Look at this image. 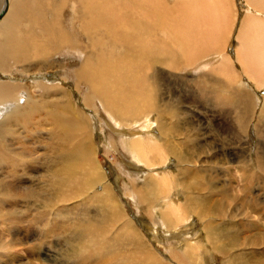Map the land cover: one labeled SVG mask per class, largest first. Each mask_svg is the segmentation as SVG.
<instances>
[{"label":"bare ground","instance_id":"bare-ground-1","mask_svg":"<svg viewBox=\"0 0 264 264\" xmlns=\"http://www.w3.org/2000/svg\"><path fill=\"white\" fill-rule=\"evenodd\" d=\"M187 1L72 0L68 8L67 0H0V74L15 76L16 73L30 78L48 71L64 70L66 67L64 64L54 62L60 51L64 49L66 53L62 52L63 56L76 54L78 62L71 66L70 73L67 70H62L64 72L63 80L66 81L67 79L65 73L73 79L76 91L81 94L83 107L89 109L95 105L94 112L88 116L84 110L79 108L78 103L76 106L70 101L72 98L67 89L63 88L59 82L38 81L29 85L28 83L26 85L21 84L20 87L18 83L0 80V139L5 140L6 133L4 130L7 128L15 129L21 125L25 126H21V128H27L35 116L38 121L36 122L39 124L36 136L40 140L37 142L41 141L44 144L43 149L40 147L42 143L37 145L39 148L31 145L27 149L25 148V151L30 153L31 158L22 173L11 169L15 167L9 165L2 168L1 176L4 175L3 178L6 179L10 178V185L14 189L11 186L8 189H1L0 194L8 196L12 192L21 193L30 189L35 195L30 202L33 207L29 208L31 218L28 222L33 227L30 228L32 230L21 228L12 231L10 229L0 231V244L4 248L0 250V264H43L45 258L42 257L41 252L43 247L41 248L39 227H42L41 225L48 219L46 214L40 213V210L47 208L49 217H60L62 216L59 209L60 203L68 204L70 209L88 205L102 211L101 215H98L100 221H87L83 226H80L76 220L75 223L69 225L78 227L81 231L79 245L82 252L80 253L90 254L95 257L96 262L100 261V263L107 262L109 259L110 263L108 264H164L145 245V241L138 232L139 229L134 228L133 223L128 219L129 217H126L123 211L124 202L120 197H117V193L114 192L108 181L107 173L103 171L102 165L97 159L98 147L95 144L93 134V125H95L94 120L96 119L100 128L102 127V131L105 128H110L113 133H116L105 137L104 134L106 133L103 132L106 140L103 146L108 151L112 148L120 150L128 161L124 167L119 166L122 171L119 173L128 179V187L124 188V196L129 197L135 203L133 207H147L148 210L157 207L158 209H155L156 212L153 213L155 223H163L164 221L175 223L174 219L182 222V216L177 212L179 209H188L186 205L193 206L191 211L198 214L196 216L199 218L204 217L206 213L210 214L209 201L206 202V199L202 200V197L198 196L197 187H195V192L192 190L187 193L184 203L180 202L178 206L174 204L169 192L166 195L159 194L167 182L170 186L172 185L170 181L172 177L166 171V173L160 174L159 171L154 172L157 166L169 162V160L166 161L167 157L165 158L169 154H173L180 163L177 176L182 175L185 179L191 175L202 182L210 181L213 174L208 169L218 165L215 158L209 161L206 156L205 159L200 157L203 152L202 146L195 150L192 147L195 144H189L190 140L196 137L190 133L191 129L184 127L178 129L181 130L180 132L174 133V135L189 133L184 148L181 144L176 146L171 142L174 138L173 128L175 129V124L171 123L172 128L167 118H172L170 106L167 105L169 103L166 104L163 97L158 98L162 95L157 90L154 74H145L149 64L154 65L156 63L163 68L160 73L166 67L169 69L166 72L171 75L174 72L180 73L183 69L192 67V64L199 61L204 53L207 55L210 52L212 40L211 43H208L210 38H206L207 46L210 47H205L206 44L202 40L207 35L203 36L204 34L200 29L192 23V18L197 19L205 14L204 8L206 7L196 2L195 7L189 8L190 6L188 7L186 4ZM246 4L249 13L255 10L254 12L264 14V0H247ZM209 5L211 6V4ZM211 7L215 8H206L210 10L207 11V14H213L214 11L218 13L215 2L214 6ZM65 8L67 11H64ZM64 12L66 13L63 14ZM253 21L255 20L248 17L243 20V26L246 29L244 32L249 30ZM257 21L259 26L258 24L255 25ZM257 21L252 25L256 30L250 28L252 34L247 32L248 35L244 33L240 37L244 43V51L247 52L248 59L242 58L244 55L242 50L239 53V60L244 61L243 72L253 77L252 79L263 74V71L258 68L252 58L258 49H264V30H262L264 20L259 19ZM257 30L262 31L258 32ZM156 31L165 37L163 36L164 38L161 39L156 37ZM251 35L256 36V38L253 40ZM208 37L211 36L208 34ZM222 41L225 43L223 36L220 40L217 39L215 47H213L217 49L219 54L222 52L220 55H224ZM171 46L173 50L170 48ZM175 49L179 53V57L176 56ZM219 49L222 51L220 52ZM154 51H157L160 56L164 55L166 51L170 53L173 51V59L169 64H165L160 59L157 62L151 61ZM34 52L36 53L34 54ZM218 52L215 51L214 54L218 55ZM32 54H37L39 57L35 58ZM38 66H40V70ZM216 70L224 74L227 73L226 70L230 71L227 58L219 61L218 65L213 68V71ZM220 76L222 77V75ZM204 80L206 81V78ZM27 85L29 90L25 89ZM81 87L84 90L83 88L81 90ZM239 104L241 105V103ZM231 105L235 106L236 104ZM233 108L235 109V107ZM247 110L250 111V109ZM261 113H264V102ZM143 117H147L146 122H143ZM241 120L243 121V119ZM154 125L157 126L158 135L151 131ZM118 134L121 138L118 137ZM169 142L170 148L178 149V146H181L182 150L178 149L180 152L175 149L169 151ZM211 145V141L204 144L205 148L208 149ZM30 146L32 148H29ZM187 148H190V151ZM36 150L37 153L42 151L43 154L50 155L49 158L43 155L45 157L43 160L48 162L46 166L49 165V168L44 170L47 175L46 180L40 181V183H34L26 177L28 174H39L40 178L45 176L42 172L44 168H41L39 161L40 155L33 154L36 153ZM206 153L208 152L203 154L207 155ZM213 155L215 157V154ZM140 166L146 167L148 171L144 173ZM14 174L18 179H14ZM41 189L44 190V194L46 193L45 197L40 195ZM211 192L215 191H209V193ZM43 201H45L44 204ZM17 203L0 200V214L5 211V214L8 213L12 217L10 209L12 206L16 207ZM181 204L182 207H180ZM258 205L257 203L256 207H259ZM245 208L247 209V207ZM255 208L253 209L256 210ZM27 209V206L24 207V211ZM23 218H27V216H23ZM134 220L136 222L138 218H134ZM186 220L189 219H185L184 223ZM211 223L210 219L204 222L203 231L208 239L214 238L216 240V237L219 236L218 229H214ZM53 228L55 227L52 226L51 229ZM175 230L174 232L178 231ZM47 232L43 233L46 235ZM197 232L194 233L198 235ZM248 232L251 236L248 237L249 243L245 244L247 252H245L244 264H264V259L260 258V251L257 252L254 249L255 246H258L257 241L261 239L259 227L253 224L248 227ZM47 235L50 236V234ZM109 237L113 238L112 243H109ZM123 242H126L125 248L120 246ZM191 245L192 243L188 244L187 248L181 251L171 248L169 254L171 259L177 264H194V259L200 258L201 255L194 258L198 253H196L197 250L195 252V247ZM196 247L198 248V245ZM76 248L78 249V247ZM123 252H131V254L124 257ZM78 255L80 256V254ZM49 257L46 258V264H57L56 259H49ZM84 258L82 259L84 260ZM234 259L235 257H230L227 259V263ZM66 261L68 263L70 260ZM200 261L202 262V259ZM77 263L80 264V262Z\"/></svg>","mask_w":264,"mask_h":264},{"label":"rangeland","instance_id":"rangeland-1","mask_svg":"<svg viewBox=\"0 0 264 264\" xmlns=\"http://www.w3.org/2000/svg\"><path fill=\"white\" fill-rule=\"evenodd\" d=\"M213 1L215 2L216 8L218 9V13H215L214 11L213 14H207V11H210L207 9L215 8L211 7L214 6ZM187 2L188 3L186 4L188 7L190 6L189 8H191V6L195 7L196 2H198L199 5H204L207 8H204V15L198 17L197 19L192 18V23L200 29V31L204 34L203 36L207 35L206 37H203L204 41L202 40V42L206 44L204 45L205 47L211 46L210 52H208L207 55L206 53H204L205 55L203 54V57L199 61L194 62L192 64V67H188L185 70L183 69V71H180V73L174 72V74L171 75L166 72L169 70L168 67L163 70L164 73H160L163 68L160 64L159 65L161 67L156 63L154 65L149 64V67L146 69L145 74H154L157 90L162 95L158 96V98L163 97L166 100L164 102L166 104L169 103L167 105L170 106V113L172 114V118H167L170 125L171 123L173 125L175 124V129L171 125L174 130V138L171 140V142L176 146L178 144H181V146H183L184 148V145L187 142L186 138H189V133L185 132L181 135H174V133L180 132L181 130L179 131L178 129H182L184 127L187 129H191L190 133L194 134L196 137H193V140H190L189 144H195L194 146H192L195 150L202 146L203 156L201 155L200 157L202 159H205L206 156L209 161H212L215 158L218 165H216L214 168L211 167L210 169H208V171L213 174L210 181L202 182L200 181V179H196L191 175L187 179H185V177L182 175L177 176L180 163L173 154H169V156H165V158L167 157L166 161L169 160V162H165L163 165L157 166L154 172L157 173L159 171V174L167 172L172 177L170 178L172 185L170 186L169 182H167L165 188L159 194L166 195L169 192V195H171L172 199L174 200V204L178 206L180 202L182 204L184 203L187 193L191 192L192 190L195 192V187H197V191L199 192L198 196L202 197V200L206 199V202L209 201L208 205L210 206L208 207V209L210 214L206 213L204 217L199 218V216H196L198 214H194L191 211L193 209V206L186 205L188 209H179V212H177L182 216V222L174 219L175 223H169L168 221H164L163 223H155V215L153 213L156 212L155 209H158L157 207L153 208V210H148L147 207H133L135 203L129 197L124 196V188L126 189V187H128V179H126L119 173L122 172L119 166L124 167L126 165L125 163H127L128 161H126L127 159L124 157L120 150L112 148L110 149V151H108L107 148L103 146V143L106 141L103 136V132L106 133L104 134L105 137H108L109 135L112 136L116 133H113L110 128H105V130L102 131V127L100 128V124L96 119L94 120L95 125H93V134L95 144L98 147L97 159L102 165L103 171L107 173L106 175L108 177V181L113 187L114 192L117 193V197H120L123 200V211L126 217H129L128 219L131 220L134 228L136 227L137 230L139 229L138 232L141 234L140 236L142 237L143 241H145V245L164 264H177L171 259L169 255L171 248H176L181 251L185 250L187 248V245L191 243V246L195 247V252L197 250L196 253H198L194 258H198L199 255H201L200 258L194 259V264H244V261L246 259L245 252H247V250H245L247 249L245 244L249 243L248 237L251 236V234H249L248 232V227L253 224L259 227L261 238L257 241L256 244H258V246H255L254 249L257 252L260 251V258L264 259V113H261V107L264 102V68H261L264 67V49H258V52L255 54L256 57L252 55V58L253 60H255L258 68L263 71V74L258 78L252 79L253 77L244 73V61L239 60V53L242 50L244 54L242 58L244 60L248 59L246 55L247 52L244 51V43L241 40L242 38L240 39V37H242L244 33L248 35L247 32H250L249 34H252L251 29L253 28L252 30H256V28H254L252 25L259 19L264 20V14L260 12H254L255 10H252V12L249 13L246 4L247 0H188ZM202 2L203 4H200ZM206 2L207 4H205ZM71 3L72 0H67L68 8ZM209 4H211V6ZM200 7L201 9H203L202 6ZM64 11H67V9L65 8ZM65 13L66 12H64L63 14ZM246 17L255 21L251 23V29L249 28V30L244 32L246 29L243 26V20ZM257 24L259 26L258 21L255 23V25L257 26ZM262 30H264V28ZM262 30L257 31L261 32ZM155 34H157L156 37L160 39L165 37L164 35H162V33H159L157 31L155 32ZM159 34L160 36H158ZM208 34L211 37H208ZM222 36L225 41V43L223 41L221 42L223 46V49H221L223 50L224 55H220L222 54V50L219 49L221 52L219 54L217 49L213 48L215 47L217 39L220 40ZM251 37L253 40L256 38V36L252 35ZM206 38H210V40L208 39V43H211L212 40L213 44L211 43V45L208 44L210 46H207ZM215 39L216 41L214 43ZM170 48L173 50L172 46ZM213 51H216V53L218 52V55L214 54ZM62 52L64 54L66 53V51L62 49L60 51V54L58 55V58L54 59V62H56L57 64L61 63V65L64 64V66H66L64 67V70H67L70 73L71 66L76 65L78 62L76 58L77 55L73 54L71 56H63L64 54ZM172 52L170 53L169 51H166L164 55L160 56L158 55L157 51H154L153 55L151 56V61L157 62L158 59H160L161 61H164L165 64H169V62L173 59ZM35 53L36 52H34V54ZM34 54H32L33 57H39V55ZM175 54L177 57H179V53L176 49ZM222 56H226L227 63L229 64L230 68V71L226 70L227 73L225 74L218 70L213 71V68L218 65L221 59H226L224 57L220 58ZM38 69L40 70V66H38ZM62 70H57L55 72L48 71L47 73H41L37 76H31L30 78L16 73L14 74L15 76L0 74V80L8 81L10 83H18L20 84V87L21 84L26 85L28 83L29 85L32 82L38 81H46L51 83L59 82L62 84L63 88L67 89L69 95L72 98L70 99V101L76 106L78 103L79 108L84 110L88 116L92 115L95 105H93V107L89 109L83 107L81 94L76 91V88L73 85V79L69 78L65 73V77H67V79L66 81H64V70ZM220 75H222V77ZM203 78H206V81ZM259 78H261V80H258ZM259 81L261 82L258 83ZM28 85L27 87H25V89L27 90H29ZM82 88L83 87H81V90ZM231 88L232 91H230ZM234 88L237 90L235 91ZM247 102L248 104H246ZM239 103H241V105ZM231 104L236 105L234 106ZM233 107H235V109ZM247 109H250V111H248ZM238 110H240L241 112H238ZM146 118L147 117L142 118L143 122H146ZM241 119H243V121ZM36 121L37 118L34 116L27 128H21V126L25 127L21 125L20 127H17L18 129L7 128L4 130L6 133H4L6 136L5 140L3 141V139H0V191L1 189H8V187L11 186V179L3 178L5 177L4 175L3 177L1 176L3 170L2 168L5 165L15 167L11 169H15L19 173H22V170H25L31 158L30 153L25 151L27 147L31 145L33 147L39 148V146L37 145H39V143H42V146L40 147H42L43 149V142H37L40 139H38L36 136L39 125L37 123L38 121ZM193 124L196 128L193 127ZM188 126L191 127L189 128ZM156 130L157 126L154 125L151 128V131L155 135H158V131ZM118 137L121 138L119 134ZM207 141L212 142L210 149L205 148L204 146ZM31 146L29 148H32ZM181 146H178L179 150L182 148ZM168 147L169 151L175 149L172 147L170 148V142L168 143ZM9 149H11V151H9ZM178 149L175 150L179 151ZM187 150L190 151V148H187ZM205 152H208L206 153L207 155L203 154ZM41 153L42 151H38L37 153L36 150V153L34 152L33 154L36 156L40 155L39 161L41 163V168H44L42 172L45 176H41V178L39 177V174H28L26 176L34 183H40V181L44 182L47 178L44 170H47L49 168V165L46 166L48 162L43 159L45 157L49 158L50 155L48 156L45 155V153ZM167 153L169 152L167 151ZM213 154H215V157ZM44 166L47 168H45ZM140 167L143 169L144 173L148 171L146 167ZM160 167L164 168L162 169ZM13 177H15V180L18 179L16 178L15 174L13 175ZM33 182L32 184H34ZM5 184L7 185L5 186ZM40 186L42 185L40 184ZM11 187L14 189L13 186ZM41 191L39 192L40 195L45 197L46 193H43V189H41ZM209 191L215 192L209 193ZM34 195L35 193L30 189H28L27 192H12L8 196H6V194H0V200L3 202H18L16 207L12 206L10 209L12 217H10L8 213L5 214V211L0 214V219H2L0 220V231H6V229H10L12 231L21 228H33L28 221L31 218V211L29 210V208L33 207L31 206L30 202L33 200ZM44 203L45 201H43V204ZM257 203L259 204V207H256ZM182 204L180 207H182ZM213 205L214 207H212ZM26 206L28 207V209L24 211V207ZM250 206H255L256 208H251ZM245 207H247V209ZM249 208L250 210H248ZM253 208H255L256 210H254ZM46 209L47 208H42L40 210V213L42 215L46 214L45 216L48 220L44 222L43 219L42 221L44 223L41 225L42 227H39V233H41V248L43 247L41 252L42 257L45 258V261L43 259V264L47 263L46 258H48L49 256V259H56L57 264H79L77 262H80V264L110 263L109 259L107 260V262L100 263V261H95L94 256L90 254L80 253L82 252L80 251L81 248L79 245L81 231L78 227L69 226L71 223H75L76 220V222H78L80 226H83L87 221H100L98 215H101V210L88 205H84L83 207L77 206L73 209H70L68 204L60 203L59 209L61 211L60 213H62V216L54 218V216L49 217V210ZM23 216H27V218H23ZM134 218H138V221L135 222ZM208 218L212 222V227L214 229H218L219 236L216 237V240L214 238L208 239L203 231L204 222L209 220ZM185 219H189L190 221L186 220V223H184ZM157 223L160 225H158ZM163 224H165L166 226H164ZM52 226L55 228L51 229ZM164 227H167L168 230ZM164 229L166 230V232H164ZM175 229L178 231H176ZM31 230L32 229H30V231ZM174 230L176 232H174ZM43 232H47L46 235ZM194 232H197L199 234L197 235ZM47 234H50V236H48ZM52 235H54L55 237ZM109 238V243H112L113 238ZM168 238L171 240H169ZM194 244L198 245V248ZM120 246L125 248L126 242L121 243ZM76 247H78V249ZM3 249L4 248L0 244V250ZM76 253L80 254V256ZM123 254L125 257L127 255H130L131 252H123ZM47 255L49 256L47 257ZM83 257L87 259L84 258L83 260ZM230 257H235V259L230 263H227V259H229ZM88 259L92 260H89V262ZM201 259L202 262L200 261ZM66 260L70 261L66 263Z\"/></svg>","mask_w":264,"mask_h":264}]
</instances>
